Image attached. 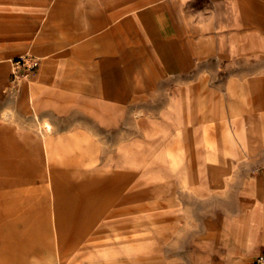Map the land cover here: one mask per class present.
Masks as SVG:
<instances>
[{"label":"crops","instance_id":"obj_1","mask_svg":"<svg viewBox=\"0 0 264 264\" xmlns=\"http://www.w3.org/2000/svg\"><path fill=\"white\" fill-rule=\"evenodd\" d=\"M5 159L87 202L83 234L35 254L254 261L264 167L234 161L264 160V0H0Z\"/></svg>","mask_w":264,"mask_h":264},{"label":"rangeland","instance_id":"obj_2","mask_svg":"<svg viewBox=\"0 0 264 264\" xmlns=\"http://www.w3.org/2000/svg\"><path fill=\"white\" fill-rule=\"evenodd\" d=\"M231 162L227 161L230 166ZM234 162L241 169L264 167L263 159ZM0 173V264H95L109 260L114 264L119 260L120 257L35 254L43 247L62 245L73 236H81L88 225L72 221L88 210L87 202L67 200L64 192L56 191L55 177L41 170L35 160H0ZM158 258L161 264L170 260L175 264L188 261L182 255ZM247 264H253V260Z\"/></svg>","mask_w":264,"mask_h":264},{"label":"built area","instance_id":"obj_3","mask_svg":"<svg viewBox=\"0 0 264 264\" xmlns=\"http://www.w3.org/2000/svg\"><path fill=\"white\" fill-rule=\"evenodd\" d=\"M15 64L24 69V74H28L37 67L38 59L33 56H21L15 60ZM13 75L16 76V73ZM253 264H264V251L254 259Z\"/></svg>","mask_w":264,"mask_h":264},{"label":"bare ground","instance_id":"obj_4","mask_svg":"<svg viewBox=\"0 0 264 264\" xmlns=\"http://www.w3.org/2000/svg\"><path fill=\"white\" fill-rule=\"evenodd\" d=\"M47 128V127H46Z\"/></svg>","mask_w":264,"mask_h":264}]
</instances>
